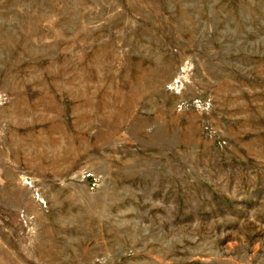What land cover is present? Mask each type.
Instances as JSON below:
<instances>
[{"label": "rangeland", "instance_id": "rangeland-1", "mask_svg": "<svg viewBox=\"0 0 264 264\" xmlns=\"http://www.w3.org/2000/svg\"><path fill=\"white\" fill-rule=\"evenodd\" d=\"M0 264H264V0H0Z\"/></svg>", "mask_w": 264, "mask_h": 264}]
</instances>
